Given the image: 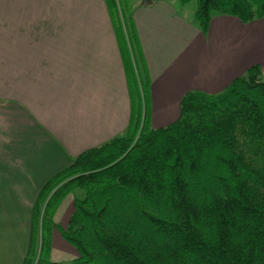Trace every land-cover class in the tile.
<instances>
[{
	"label": "trees",
	"instance_id": "16d2710c",
	"mask_svg": "<svg viewBox=\"0 0 264 264\" xmlns=\"http://www.w3.org/2000/svg\"><path fill=\"white\" fill-rule=\"evenodd\" d=\"M178 1H195L194 23L203 33L215 14L246 23L264 17V0ZM105 2L127 80L129 124L42 185L21 264H264L260 67L218 93H186L178 119L153 128L134 8L128 0ZM70 193L74 211L57 230L77 257L54 262L53 217Z\"/></svg>",
	"mask_w": 264,
	"mask_h": 264
},
{
	"label": "crops",
	"instance_id": "0c3cea01",
	"mask_svg": "<svg viewBox=\"0 0 264 264\" xmlns=\"http://www.w3.org/2000/svg\"><path fill=\"white\" fill-rule=\"evenodd\" d=\"M129 4L150 79L151 127L175 122L190 91L218 93L254 65L264 80V17L246 23L215 14L203 33L171 0ZM130 112L105 0H0V264H21L42 185L124 134ZM68 197L54 216L63 229L74 211ZM54 229L50 260L67 243Z\"/></svg>",
	"mask_w": 264,
	"mask_h": 264
},
{
	"label": "rangeland",
	"instance_id": "374dc122",
	"mask_svg": "<svg viewBox=\"0 0 264 264\" xmlns=\"http://www.w3.org/2000/svg\"><path fill=\"white\" fill-rule=\"evenodd\" d=\"M130 3H132L133 1H135V0H128ZM142 1V0H141ZM171 1H173L174 3H175V7H176V10H177V12L180 14V15H182L184 18H186V19H188V20H190V19H193V16H194V13H195V10H196V3H195V1H191V2H189V3H187V4H185V5H182V4H180V2L178 1V0H171ZM260 77H261V75H260ZM69 195V197L67 198V200H66V202L65 203H67L68 201H72L73 200V194H68ZM67 195V196H68ZM71 195V196H70ZM66 209V205L64 204L63 205V210H65ZM62 213V212H61ZM55 216V215H54ZM61 216V215H60ZM59 216V218H58V220H60L61 218H63L64 217V215L63 216H61L60 217ZM53 221H54V217H53ZM10 222V221H9ZM67 224H68V222H67ZM54 225H56L55 224V221H54ZM57 227V228H56ZM55 227V231L57 232V234H58V236L59 237H61L60 236V233L58 232V230L57 229H60V226L57 224V226ZM66 227H67V225H66ZM65 227V228H66ZM62 245V244H61ZM64 246H61V247H59L58 245H56L53 249H52V251H51V255H52V257H51V260H55V261H59V262H62V263H70L72 260H73V257H72V255H71V253L70 252H68V251H66L65 249L66 248H68V247H70L69 246V244H63ZM76 253H77V251H76ZM76 258V257H75ZM74 258V259H75Z\"/></svg>",
	"mask_w": 264,
	"mask_h": 264
},
{
	"label": "water",
	"instance_id": "95a60500",
	"mask_svg": "<svg viewBox=\"0 0 264 264\" xmlns=\"http://www.w3.org/2000/svg\"><path fill=\"white\" fill-rule=\"evenodd\" d=\"M141 3H142L143 5H149V4L152 3V0H142Z\"/></svg>",
	"mask_w": 264,
	"mask_h": 264
}]
</instances>
